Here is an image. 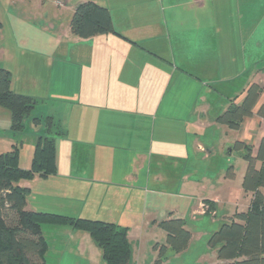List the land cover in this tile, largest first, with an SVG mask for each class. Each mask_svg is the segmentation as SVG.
Segmentation results:
<instances>
[{
  "label": "crops",
  "instance_id": "crops-1",
  "mask_svg": "<svg viewBox=\"0 0 264 264\" xmlns=\"http://www.w3.org/2000/svg\"><path fill=\"white\" fill-rule=\"evenodd\" d=\"M87 1L109 11L112 32L88 39L71 33L74 9ZM1 11L0 67L10 73L15 93L37 100L27 132L54 138L56 172L23 182L27 210L144 234L162 220L181 219L191 235L188 247L168 251L162 264L190 251L194 238L187 220L198 222L206 240L211 236L202 217L210 214L201 205L215 213L226 198L233 216L240 213L227 180L233 168L220 175L229 159L222 166L208 160L220 145L226 157L238 152L235 143L255 152L264 138L258 116L264 93L238 130L216 123L242 104L250 85L264 84V36H255L264 29V0H0ZM32 28L44 34L27 32ZM6 115L0 107V122ZM45 118L53 120L50 132ZM34 119L43 130L30 132ZM32 149L27 145L21 168L28 169ZM70 228L59 230L76 244L66 261L103 264L90 236ZM160 235L165 243V233ZM207 249L194 264H209ZM66 253L64 248L58 264ZM139 258L129 264L147 263Z\"/></svg>",
  "mask_w": 264,
  "mask_h": 264
},
{
  "label": "trees",
  "instance_id": "trees-1",
  "mask_svg": "<svg viewBox=\"0 0 264 264\" xmlns=\"http://www.w3.org/2000/svg\"><path fill=\"white\" fill-rule=\"evenodd\" d=\"M69 27L80 39L112 32L109 11L92 1L76 5ZM262 93L264 84L250 85L242 104L232 105L216 118V123L238 130L242 119L252 115L253 106ZM36 104L33 97L17 94L11 89L10 73L0 67V107L9 112L13 133L23 132L24 120L30 117ZM258 116L264 119V106L259 109ZM43 122L46 132H50L54 126L52 118H45ZM38 123L39 120H33L34 125ZM233 150L241 152L246 162L242 189L251 195V204L247 212L234 214L230 223L212 233L208 245L217 249L220 264H264V138L255 152L242 143H235ZM257 164H260L259 168ZM55 172L54 138L47 134L37 139L29 169L20 167L18 148L0 155V264H45L47 245L41 235L44 224L67 225L87 233L101 249L104 264H129L131 248L126 240V228L25 208L29 190L19 183L32 180L36 175L46 178ZM227 175L233 177L232 169ZM158 228L165 233L166 239L164 244L154 246L158 253L154 264L166 260L168 251L184 252L191 238L181 219L162 220Z\"/></svg>",
  "mask_w": 264,
  "mask_h": 264
},
{
  "label": "rangeland",
  "instance_id": "rangeland-1",
  "mask_svg": "<svg viewBox=\"0 0 264 264\" xmlns=\"http://www.w3.org/2000/svg\"><path fill=\"white\" fill-rule=\"evenodd\" d=\"M135 1V0H133ZM144 4H147L146 2ZM1 17H3V12L1 11ZM162 15H165L164 13H162ZM236 19L234 18V14H230V21H235ZM38 25V24H37ZM34 27H38V26H34ZM8 31L9 29H6V33H7V37H8ZM27 32L34 34V35H41L44 34V30L39 28V29H28ZM261 34L258 35L256 34V37H263L264 36V29L263 32H260ZM4 111L6 112V119L8 118V120H6V122H0V155L6 154L10 151H12L14 148H18L19 149V163L21 165H25V158L26 157V147L29 144H32V153H31V157L33 154V150L35 147V144L37 142V137L35 138L34 136H32V134L27 132V122H28V118L25 119L24 121V130L21 133H13L10 130V126H11V120H10V114L7 110L4 109ZM31 131L30 132H38L40 130V128L43 130V126H37V125H32L30 126ZM33 140H35V142H33ZM34 143V144H33ZM226 153L228 155V149L226 150ZM225 159H229V164L228 166H225V170L223 173H220V175H225L226 174V169L228 167H232L233 171H234V177L232 178H227L228 183H230V185L232 186V188L236 191V195H238L239 199H238V204L239 206L237 207V211H239L240 213L242 212H247L248 208L250 207L251 204V195L245 193L244 191H242V181H243V177L246 171V162L243 160V158L238 154V152H235L234 154L227 156L225 155V148L222 147V145L213 148L212 150V158L208 160V162H211L214 164V166H217L218 164H220L221 166L223 165V161ZM211 163V164H212ZM28 164L31 165V159H30V163L28 160ZM30 165L28 166V169L30 168ZM212 166V168L214 169L213 165H209V167ZM21 167V166H20ZM216 168V167H215ZM23 169V168H22ZM26 170V169H25ZM219 175V176H220ZM23 182L21 181L19 183V186L23 187ZM164 199V198H163ZM162 199V201H163ZM174 201V200H173ZM168 202H171V200H169ZM191 202V201H190ZM180 206L183 207V209H186V203L185 201H181L179 203ZM209 206V204H207ZM211 211H213L211 209ZM233 211L234 208L230 207L227 202H226V198H223L221 200L220 203H218L217 205V209L215 211V215L211 216H205L202 215L203 217V222H207L208 226H212V232L217 231L223 224H228L230 223V217H233ZM53 214V212H51ZM56 214V213H55ZM187 229L189 231H191L193 233V238H194V243L191 246L190 251L187 253V255L183 258V259H179V260H170L167 261V263L165 264H194L195 258L196 256H198L200 254L201 249H206V247H208V253L206 255V263H212V262H216L217 261V249L216 248H211L209 245L207 246L206 244H208V239L209 237L205 238L204 234L201 233V230H198L196 225H198V222H193V221H189L187 220ZM206 227V226H204ZM62 228H70V226L67 225H50V224H44L41 227V235L43 237V239L46 242V245L48 246L47 251L45 253V257H47V263L46 264H58V261L61 258V255L64 252V248L66 249V254H65V260H63V262H61L60 264H70L68 263V261H66V259H70L72 257H74V254H76V244H74V242H70L68 241V238L59 233V230H62ZM210 229V228H209ZM70 230H73L72 228H70ZM79 231V230H78ZM162 231L158 228L155 232L154 231H150V230H146L145 234L140 232L139 229L136 230L135 228H133V230H131L128 233V230L126 232V240L128 242V244L130 245L131 248V258L133 257V259L130 261L132 263H134V261L136 259H140L139 257H141L142 261H145V259H147V263L146 264H154V262H150L149 258H151L152 256L157 257L156 255H158V253L155 251L154 252V246L157 243H160L158 245H162L164 243V238L162 237ZM149 241H152V244L149 245ZM140 244V245H139ZM139 245V246H138ZM97 249L99 250L101 256V263H103V258H102V251L101 249H99L97 247ZM74 251V252H73ZM73 252V253H72ZM153 252L155 255H153ZM47 254V255H46ZM129 261V262H130ZM166 261V260H165ZM164 261V262H165ZM104 264V263H103ZM162 264V263H161Z\"/></svg>",
  "mask_w": 264,
  "mask_h": 264
},
{
  "label": "built area",
  "instance_id": "built-area-1",
  "mask_svg": "<svg viewBox=\"0 0 264 264\" xmlns=\"http://www.w3.org/2000/svg\"><path fill=\"white\" fill-rule=\"evenodd\" d=\"M202 213L210 214L211 216H214L215 213L211 211L210 207L208 205H201Z\"/></svg>",
  "mask_w": 264,
  "mask_h": 264
},
{
  "label": "water",
  "instance_id": "water-1",
  "mask_svg": "<svg viewBox=\"0 0 264 264\" xmlns=\"http://www.w3.org/2000/svg\"><path fill=\"white\" fill-rule=\"evenodd\" d=\"M232 152V148H228V155H230Z\"/></svg>",
  "mask_w": 264,
  "mask_h": 264
}]
</instances>
